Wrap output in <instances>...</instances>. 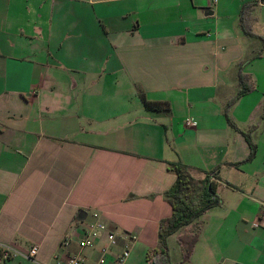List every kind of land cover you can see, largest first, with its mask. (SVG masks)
Returning a JSON list of instances; mask_svg holds the SVG:
<instances>
[{
  "label": "crops",
  "instance_id": "crops-1",
  "mask_svg": "<svg viewBox=\"0 0 264 264\" xmlns=\"http://www.w3.org/2000/svg\"><path fill=\"white\" fill-rule=\"evenodd\" d=\"M250 1L0 0V247L20 253L0 264H150L174 161L217 168L221 202L167 237L172 262L264 264V3L247 35ZM242 61L253 90L229 115L257 143L244 162L223 113ZM90 223L105 229L81 247ZM196 226L189 258L172 257Z\"/></svg>",
  "mask_w": 264,
  "mask_h": 264
},
{
  "label": "trees",
  "instance_id": "trees-1",
  "mask_svg": "<svg viewBox=\"0 0 264 264\" xmlns=\"http://www.w3.org/2000/svg\"><path fill=\"white\" fill-rule=\"evenodd\" d=\"M264 0L250 1L243 3L238 10L239 25L247 35H254L252 32V11L253 7ZM262 40V49L264 47V38ZM261 49V51H262ZM261 52H258V56ZM246 61L239 64L238 81L239 89L236 94L228 100L223 109L227 123L234 129H238L235 121L229 115L230 106L237 101L242 95L253 90V84L249 83V75L243 72V65ZM141 99L146 109L150 111L167 110L166 103L149 101L141 94ZM239 130V129H238ZM244 136L248 146L249 153L242 161L252 160L257 153V143L252 138V128L248 130H239ZM168 169L175 174V180L172 185L166 189L162 196L172 208L169 216L160 219L158 224V244L148 249L146 252V260L150 264H182V262H172L167 245V237L176 232L181 227L192 225L197 218L208 211L210 208L217 206L221 202V198L217 191V182L214 180L217 168L212 169L202 178L194 177L188 170L187 166L181 161L169 162ZM200 226H196L194 231H187L178 236V244L182 252V261H186L197 241Z\"/></svg>",
  "mask_w": 264,
  "mask_h": 264
},
{
  "label": "built area",
  "instance_id": "built-area-1",
  "mask_svg": "<svg viewBox=\"0 0 264 264\" xmlns=\"http://www.w3.org/2000/svg\"><path fill=\"white\" fill-rule=\"evenodd\" d=\"M105 229V225L101 223H90L87 226L86 231L84 232L83 237L79 240V244L81 247H91L94 244V240L99 236L100 230ZM109 237H113L109 234ZM69 237L65 236L62 240V243H67ZM37 246H32L26 254H22L24 257L33 258L37 252ZM20 253L16 250H13L11 247L7 245H2L0 247V258L5 261L8 258L19 255ZM62 264H81V257L79 254L69 255L65 258Z\"/></svg>",
  "mask_w": 264,
  "mask_h": 264
},
{
  "label": "rangeland",
  "instance_id": "rangeland-1",
  "mask_svg": "<svg viewBox=\"0 0 264 264\" xmlns=\"http://www.w3.org/2000/svg\"><path fill=\"white\" fill-rule=\"evenodd\" d=\"M196 229V227H192L189 231H194ZM172 246H171V255L172 257H175V253L179 252L180 251V248L178 246V242L177 241H173L172 239ZM174 245V246H173ZM169 251V250H168ZM170 255V254H169Z\"/></svg>",
  "mask_w": 264,
  "mask_h": 264
},
{
  "label": "water",
  "instance_id": "water-1",
  "mask_svg": "<svg viewBox=\"0 0 264 264\" xmlns=\"http://www.w3.org/2000/svg\"><path fill=\"white\" fill-rule=\"evenodd\" d=\"M84 215H85V213L82 212V215L79 214L78 217H79V218H82Z\"/></svg>",
  "mask_w": 264,
  "mask_h": 264
}]
</instances>
